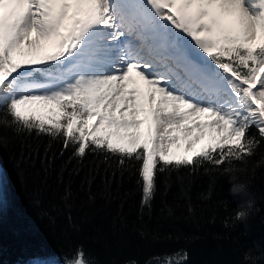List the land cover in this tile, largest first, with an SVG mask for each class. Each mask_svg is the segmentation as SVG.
I'll return each mask as SVG.
<instances>
[{
    "label": "snow or ice",
    "instance_id": "1",
    "mask_svg": "<svg viewBox=\"0 0 264 264\" xmlns=\"http://www.w3.org/2000/svg\"><path fill=\"white\" fill-rule=\"evenodd\" d=\"M0 104L29 131L63 130L81 157L89 141L128 155L143 148L147 205L159 160L172 163L173 130L199 140L210 129L211 150L234 145L216 164L239 158L251 125L264 136V0H0Z\"/></svg>",
    "mask_w": 264,
    "mask_h": 264
},
{
    "label": "trees",
    "instance_id": "2",
    "mask_svg": "<svg viewBox=\"0 0 264 264\" xmlns=\"http://www.w3.org/2000/svg\"><path fill=\"white\" fill-rule=\"evenodd\" d=\"M65 139L63 130L29 131L0 107V262L264 264V136L254 125L239 158L215 163L234 145L190 163L157 157L147 205L143 148L128 155L89 141L81 157Z\"/></svg>",
    "mask_w": 264,
    "mask_h": 264
},
{
    "label": "rangeland",
    "instance_id": "3",
    "mask_svg": "<svg viewBox=\"0 0 264 264\" xmlns=\"http://www.w3.org/2000/svg\"><path fill=\"white\" fill-rule=\"evenodd\" d=\"M44 48L42 49V47H41L40 50H38V51L35 50L36 51L35 53H38V54L42 53L44 51ZM46 48H47L48 51L51 50L49 46H46ZM257 87H259V86H257ZM254 91H255V89H254ZM142 106L145 108V110L147 109V105L146 104L145 105L143 104ZM37 115H42V113H37ZM141 116H142V114H141ZM191 119H194V117L191 118ZM191 119L189 121H187V123H191ZM93 123H94L93 121H89L87 125H81L80 127H82L84 129V131L87 132V131H89L91 129V127L93 126ZM147 123L149 125V122L148 121H147ZM77 134L79 135L78 132H77ZM214 136H216V133L215 132H212L210 129H207V128L204 129V131H203V138L205 140L204 143H207V145L203 146V148H201V149L192 150V152H189V153H186L185 151L188 152L194 146L193 145L194 143L192 144L191 148H189V146L186 147V148H184L183 146L181 147L179 145V148H181L182 151H179L178 153L170 156L169 159L183 156L184 158H186V159L189 160L194 153H197V152L198 153L205 152L208 148H210L209 146L212 144V138ZM150 147H151V145H150ZM2 194H3V188L1 186V176H0V213H2V214L4 213V215H5L6 214V211L3 210L4 209V202H3ZM1 260L2 261L0 262V264H6V261L5 260H3V259H1ZM36 262H37V260H36ZM39 262H40V264H53V263H46V262L43 263L41 260ZM26 264H30V262H27ZM76 264H81V262H77Z\"/></svg>",
    "mask_w": 264,
    "mask_h": 264
},
{
    "label": "bare ground",
    "instance_id": "4",
    "mask_svg": "<svg viewBox=\"0 0 264 264\" xmlns=\"http://www.w3.org/2000/svg\"><path fill=\"white\" fill-rule=\"evenodd\" d=\"M13 75H15V74H13ZM9 79H11V77H9ZM140 85H141V87H144L142 81L140 82ZM145 92H146V89H145ZM157 99H159V94H157ZM205 119L206 118L204 116H201L200 117V120L201 121H203ZM140 131H141V129H140ZM171 134L173 136L177 137V139L174 142H172L171 144H166V147H167V149H168V151L170 153V156L178 153L179 151H182V149L179 148V145L181 147L183 146L184 148L188 147L189 141H193L194 144L193 143L192 144L194 146L188 152L185 151L186 153L192 152V150L201 149V148H203V146L207 145V143H204L205 140L203 138V135L201 136V138L199 140L196 139V137L198 135H200V133L197 132V131H195V130L193 132H191L190 134H188V136L186 138H185V134L182 131H175V130H173ZM212 142H213V140H212ZM14 260L15 259H13V261L9 262V264H17V262L14 261Z\"/></svg>",
    "mask_w": 264,
    "mask_h": 264
}]
</instances>
